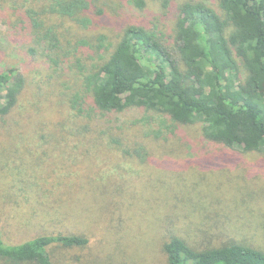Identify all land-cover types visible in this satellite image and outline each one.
Returning <instances> with one entry per match:
<instances>
[{
	"label": "rangeland",
	"instance_id": "rangeland-1",
	"mask_svg": "<svg viewBox=\"0 0 264 264\" xmlns=\"http://www.w3.org/2000/svg\"><path fill=\"white\" fill-rule=\"evenodd\" d=\"M146 1L138 11L123 0L121 21L109 26L153 21L169 36L179 0L167 12L159 0ZM14 20L9 4L0 6V70L15 66L25 79L0 120L5 243L55 234L88 239L49 245L51 264H166L163 244L172 235L197 248L238 241L264 250V153L211 141L200 123L155 135L160 116L140 107L101 113L82 92L75 57L55 68ZM84 49L76 55L89 62L92 51Z\"/></svg>",
	"mask_w": 264,
	"mask_h": 264
},
{
	"label": "trees",
	"instance_id": "trees-1",
	"mask_svg": "<svg viewBox=\"0 0 264 264\" xmlns=\"http://www.w3.org/2000/svg\"><path fill=\"white\" fill-rule=\"evenodd\" d=\"M159 1L167 12L171 0ZM5 3L15 18L12 26L27 29L55 68L75 57L82 92L101 113L140 107L160 116L155 135L173 132L178 123H200L211 141L264 153V0H179L169 36L153 21L126 20L112 29L111 22L121 21L123 0H0ZM130 4L140 11L147 1ZM62 27L77 38L71 40ZM82 49L92 51L91 61L76 55ZM24 84L15 66L0 70V120ZM79 91L71 98L73 108L81 103ZM87 241L55 234L8 244L0 232V258L51 264L49 245ZM163 251L166 264H264L262 248L238 241L197 248L172 235Z\"/></svg>",
	"mask_w": 264,
	"mask_h": 264
}]
</instances>
